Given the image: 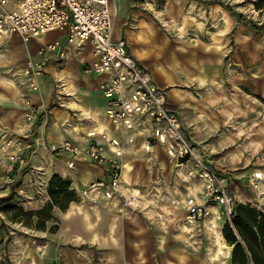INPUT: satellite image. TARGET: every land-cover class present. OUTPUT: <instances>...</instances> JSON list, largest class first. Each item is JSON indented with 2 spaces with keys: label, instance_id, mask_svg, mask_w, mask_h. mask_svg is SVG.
<instances>
[{
  "label": "crops",
  "instance_id": "1",
  "mask_svg": "<svg viewBox=\"0 0 264 264\" xmlns=\"http://www.w3.org/2000/svg\"><path fill=\"white\" fill-rule=\"evenodd\" d=\"M108 1L117 8L115 40L127 41L135 58L166 89L169 109L179 115L185 130L189 128L194 142L200 143L212 134L209 128L205 129L208 125L223 126L220 117L214 119L213 106L218 95L233 93L228 90V84L240 89L241 82L246 81L245 86L253 92L258 90L264 98V30H257L254 25L258 23L252 21L263 11L256 9L260 0H249L252 19L240 17L229 7L231 4L218 0ZM231 2L234 6L239 0ZM187 18L195 22L184 33L181 23ZM163 23L175 31L166 30ZM188 34L199 40L181 39ZM67 38V32H52L28 42L17 34L0 36V198L12 194L5 186L10 165L8 155L13 150L6 143L11 139L24 143L29 159L28 166L16 172L17 185L24 191L20 201L25 210H40L50 201L48 188L55 174L70 180L79 196V201L71 203L66 211L55 209L57 232L46 231L50 236L42 234L46 239L43 245L30 251L21 250L13 261L15 264H143L144 248L151 244L144 233L159 228L147 217L160 214L155 207L146 209L148 199L153 200L156 190L163 199L173 200L180 192L177 185L184 191L190 189L194 178L188 175V170L182 176L176 175V159L168 145L152 140L150 121L144 124L137 120L144 127L140 134L110 121L107 110L111 96L102 90L108 77L86 72L93 60L90 48L81 53L68 49L63 59L50 57L43 75L33 80L39 89L30 87L32 79L24 74L25 68L41 60L40 49L44 45L57 41L66 44ZM244 101L249 104L248 99ZM31 105L40 108L43 114L51 110L48 126L43 118L27 120ZM240 116L243 117H239V122L247 121L242 128L247 131V150H255V114L246 111ZM103 135L113 143L106 142ZM66 141L82 150L92 142H105L108 157L123 164L124 194L135 195L140 208L129 205L125 197L111 189L105 190L98 200L85 199L81 193L85 186L99 180L109 181V164L82 159L70 166L69 156L54 153L50 148ZM205 149L208 151V147ZM234 151L232 167L250 160L241 156L245 149ZM225 160L221 159L219 164L224 166ZM238 195L250 202L245 191ZM19 242L25 243L15 241ZM228 248L227 261L232 264L234 246Z\"/></svg>",
  "mask_w": 264,
  "mask_h": 264
},
{
  "label": "built area",
  "instance_id": "2",
  "mask_svg": "<svg viewBox=\"0 0 264 264\" xmlns=\"http://www.w3.org/2000/svg\"><path fill=\"white\" fill-rule=\"evenodd\" d=\"M116 18L117 8L111 7L108 0H0V36L12 37L17 34L28 42L52 32L68 34L66 44L57 41L44 45L40 49L41 60L31 62L25 68L24 74L32 79L30 87L33 90L39 89L33 80L43 75L50 57L63 59L67 57L68 49L81 53L90 48L93 60L86 67V72L108 77L103 82L102 90L105 95L111 96L107 110L110 121L137 134L144 131L137 120L141 119L144 124L150 121L154 133L152 140L168 145L174 158L182 164L196 161L206 182L208 195L232 215L233 197L193 146L179 115L169 109L166 89L161 88L155 82L153 73L135 58L127 41L115 40ZM26 118L29 122L43 118L41 120L47 126L52 112L46 110L43 114L40 108L31 105ZM103 139L113 143L107 135H103ZM6 146L13 148L8 155L10 165L6 172L9 185H13L18 180L16 172L26 168L29 159L21 140L11 139ZM50 148L54 153L69 156L70 166H75L82 159L109 164V181L99 180L85 186L81 191L85 199L98 200L107 189L116 193L124 190L123 164L108 157L105 142H92L86 150L70 141ZM262 178L260 175L259 179ZM256 180L252 179V184L258 188ZM203 214L207 215L208 212L200 207L190 210V218L193 219Z\"/></svg>",
  "mask_w": 264,
  "mask_h": 264
},
{
  "label": "rangeland",
  "instance_id": "3",
  "mask_svg": "<svg viewBox=\"0 0 264 264\" xmlns=\"http://www.w3.org/2000/svg\"><path fill=\"white\" fill-rule=\"evenodd\" d=\"M218 1L224 4L228 3V5H232L233 3L231 2L232 0ZM160 2L159 4H161ZM234 4V6H229L234 13L240 17L253 18L248 10V5L251 4V1L239 0L238 4L237 2ZM260 14L256 20L252 21L258 23L256 24L257 26L262 27L264 25V10ZM193 22L195 20L190 21L187 18L185 23H181L184 33L189 31ZM163 25H165L164 28L166 30L169 29L168 24L163 23ZM171 26L173 25L171 24ZM169 31L173 33L175 30L169 29ZM181 39H187L189 42L191 40L193 42L199 40L197 36L192 34H188ZM245 84H247L246 81L241 82L240 87H238L240 89L233 88L231 84H228V90H233V93L230 96L218 95L217 103L213 106V117L214 119L220 117L223 126L211 128L208 125V127H205L206 130L209 128L212 134L206 135L205 139L200 143L194 142L189 128L185 132L189 135L193 146L203 156L206 165L217 174L226 186L228 193L233 197L234 206L237 203H250L264 212V98L259 94L258 90L253 92ZM238 92L239 95H237ZM245 99L249 100V104L244 101ZM246 111H251L255 114L253 127L257 131L255 136L256 148L251 151L247 150L249 147L247 143L248 138L246 137L247 131L246 129H242L247 124V121H238L239 117H243L240 114ZM237 124L239 125L237 126ZM151 145H153L152 142ZM205 146L208 147V151L205 149ZM236 148L245 149L241 153V156L249 157L251 161L244 160L241 166L232 167V156ZM223 158L227 159L223 161L224 166L219 164ZM176 162V175L182 176V174L188 172V175H192V178H194L189 185V187H192L190 189L185 188L184 191L182 186L177 185L180 192L178 197L173 200L163 199L160 191L156 190L155 192L159 195L157 196L155 195L157 193L153 192V200L148 199L146 209L151 210L155 207L159 210L160 214H157L156 217H152L151 215H147V217L150 221H154L159 228L152 232L144 233L145 239H149V242L151 240V244L144 248L143 264H201L204 260H208L209 264H230V261H227L229 254L228 247L230 245L224 238L223 227L225 222L232 218V215L228 214V211L220 202L208 195L206 182L196 161L191 160L184 164L177 160ZM246 164L248 165L245 166ZM153 169L154 166L152 165L151 170ZM186 170L188 171L185 172ZM260 175H262V179H259ZM252 179H258L255 181L258 188L252 184ZM5 186L12 193L13 200L5 201V199L9 198V195L0 198V264L3 261L15 264L13 261L15 255L21 250L30 251L35 246L43 245L46 239L43 238L42 234H47V232L32 229L20 222L9 220L5 208L9 206L8 204L12 203L18 207H22L20 197L23 196L24 192H21L22 189L20 185H17V182L9 185L8 181L5 180ZM240 191H245L249 194L250 202L240 198L238 195ZM119 194L125 197L129 205L135 206L137 209L140 208L139 199L137 200L135 195L133 196L129 193L130 197H126L124 190ZM195 207L204 209L208 214L197 216L194 219L190 218V210ZM54 224L55 222H50L48 228H51ZM47 235L50 236L49 234ZM16 240L24 241L25 243L20 244L21 242H19L17 244L15 243ZM218 255V260L212 259V257H218Z\"/></svg>",
  "mask_w": 264,
  "mask_h": 264
},
{
  "label": "trees",
  "instance_id": "4",
  "mask_svg": "<svg viewBox=\"0 0 264 264\" xmlns=\"http://www.w3.org/2000/svg\"><path fill=\"white\" fill-rule=\"evenodd\" d=\"M257 10H264V0L256 3ZM258 30L263 27L254 25ZM50 201L40 210L27 211L14 203L5 208L12 222H20L32 229L55 233L57 225L48 228L50 222H55V209L66 211L70 204L79 201V196L72 188L70 180L55 174L48 188ZM13 200L11 195L5 201ZM223 235L232 252V264H264V212L250 203H237L234 206L232 218L227 220L223 227ZM1 264H9L3 261Z\"/></svg>",
  "mask_w": 264,
  "mask_h": 264
},
{
  "label": "bare ground",
  "instance_id": "5",
  "mask_svg": "<svg viewBox=\"0 0 264 264\" xmlns=\"http://www.w3.org/2000/svg\"><path fill=\"white\" fill-rule=\"evenodd\" d=\"M3 37V36H2ZM228 246V245H227ZM217 258H219V255H218V257H216V258H214V257H212V259H215V260H217ZM196 261H198V260H196ZM200 263V262H199ZM225 263V262H224ZM201 264H209V261L208 260H204V261H202L201 262Z\"/></svg>",
  "mask_w": 264,
  "mask_h": 264
}]
</instances>
